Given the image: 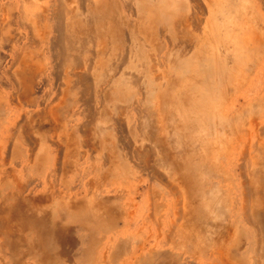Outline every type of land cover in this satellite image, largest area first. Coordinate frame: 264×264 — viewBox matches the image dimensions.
Wrapping results in <instances>:
<instances>
[{"label": "rangeland", "instance_id": "1", "mask_svg": "<svg viewBox=\"0 0 264 264\" xmlns=\"http://www.w3.org/2000/svg\"><path fill=\"white\" fill-rule=\"evenodd\" d=\"M254 4L255 14H264L260 1L254 0ZM27 18L22 22L29 23ZM252 21L254 31L264 30L259 20ZM249 23L244 26L245 35L237 33L234 43L213 33L207 40L188 37L187 44L193 40L194 50L200 51L189 68L177 62V52L186 42L174 35L168 22L155 21L145 28L142 35L147 45L162 48L157 49L158 64L153 74L148 69L138 74L142 80L156 79L157 87L146 93L145 105L138 103L135 88H129L128 94L118 93L109 104L103 120L114 126L110 140L120 149H107L97 141L92 146L87 144L82 155L57 151L61 158L67 157L64 170L51 167L41 176L32 166L14 165L21 185L32 176L43 177L44 183L27 184L29 201L24 204L7 201L15 205L12 213L1 212L0 203V264H264V37H251ZM256 40L262 44H253ZM221 46L228 47L234 56L229 71L223 68ZM202 61L213 63L212 74L204 72L207 64L202 68ZM10 62L7 58L2 61L4 75L0 79V125L6 127H0V133L6 134L13 132L7 114L12 119L17 114L10 99L15 87L7 79L11 75L6 74L12 72ZM192 70L198 71L193 81ZM161 83L163 87L158 88ZM234 84L238 87L235 92ZM193 85L210 88L211 112L208 106L192 107L186 88ZM96 104L94 100L93 111ZM61 116L63 119L65 113ZM119 118L128 121V130H124L127 139L116 127ZM94 119L91 124L89 117L85 120L76 114L61 132L73 133L71 127L87 121L93 128L100 127L102 118ZM6 134H0V191L4 188L2 180L12 182V165L3 161L10 158ZM89 136L90 142L98 139L92 133ZM155 137L157 141L152 139ZM128 143L137 144L143 153L141 160L133 159L125 149ZM56 156L54 153L48 159ZM5 188L3 193L13 190L10 185ZM40 194L47 200L41 206L33 203L34 196ZM212 196L215 202L209 198ZM218 201L223 205L222 213L215 209L216 217L209 208ZM180 208H185L189 220L181 221ZM215 224L220 229L209 235L206 228Z\"/></svg>", "mask_w": 264, "mask_h": 264}, {"label": "bare ground", "instance_id": "2", "mask_svg": "<svg viewBox=\"0 0 264 264\" xmlns=\"http://www.w3.org/2000/svg\"><path fill=\"white\" fill-rule=\"evenodd\" d=\"M57 1V0H56ZM55 1V2H56ZM61 1V0H60ZM62 1H64V0H62ZM89 1L90 0H83V5L84 4H86V2L87 3H89ZM91 1H93V0H91ZM180 1V0H179ZM196 2H197V0H195ZM198 1H200V2H202V0H198ZM250 1V2H249ZM260 1V3L262 4V6H263V9H264V0H259ZM74 2V1H73ZM178 3V1L177 0H134V4H138L137 5V7H136V9L135 10H137V14H138V16L139 17H145V15L146 16H151V18H152V16H153V12H157V13H160V12H158V10L160 11V10H162L161 8H164V14L161 12V14L162 15H165V13H166V11L167 10H169L170 8H173V6L175 5L174 3ZM195 2V3H196ZM206 2V1H205ZM204 2V3H205ZM23 3V2H22ZM21 3V4H22ZM57 3V2H56ZM62 2H60L59 4H61ZM64 3V2H63ZM127 3V2H126ZM198 3V2H197ZM224 3V5L222 6V4H218L217 6H215V9L214 8H212V9H210L208 12L210 13V17L211 18H206L205 19V21L204 22H202L203 20L201 19L200 20V18H202L203 16H201L200 14V18L198 17V15H197V13H198V11L201 9L202 10V8H204L206 5H204L203 7H202V4H200L201 5V8L198 10V8L200 7L199 5H198V7H197V5H196V8H195V25H196V29H198V30H196L195 31V39L196 40H198V41H200V40H207L208 38H209V36H208V32H209V29H213V31H211L214 35H216L217 37H219V38H222V37H226V39H227V41H229V42H227V43H230V42H233L234 43V41H236L237 39L236 38H238L237 37V33H236V29H237V32L239 33H241L242 35H241V37L243 36V35H245V31H244V26H245V28L247 27V24L249 23V30H251V32H250V36L251 37H253V36H258L257 38H260V40H262L263 39V37H264V30L262 29L261 31H254L253 29H252V25H253V21L252 20H255V23H256V20H259V22L258 23H260L261 25H264V14L263 13H259L258 15H257V13L255 14V12H256V10H255V4H254V0H238V3H237V8L236 7H233V9H231V3L232 2H227L226 3V1L225 2H223ZM249 3H251V4H253L252 6L249 4ZM24 4V3H23ZM22 4V5H23ZM58 4V3H57ZM82 4V3H81ZM199 4V3H198ZM55 5V4H54ZM63 5H65V4H63ZM63 5H58V6H60V7H62ZM23 6H25V5H23ZM56 6V5H55ZM56 7V8H53V10H52V12H54V9H57L56 11H55V13L53 14V16L54 15H58V13H60V12H58V9H60L59 7ZM85 6V5H84ZM262 6H260V7H262ZM53 7V6H52ZM65 7H67L66 5H65ZM207 7V6H206ZM216 7H218L217 8V11H216ZM23 9H24V7H22ZM85 8V7H84ZM132 8H134V7H132ZM155 8H158V10H156ZM235 8V9H234ZM2 9V8H1ZM22 9V10H23ZM26 9V8H25ZM24 9V10H25ZM41 10H42V8H40ZM39 9V10H40ZM62 9V8H61ZM60 9V10H61ZM206 9V8H205ZM29 10V9H28ZM59 10V11H60ZM64 10V9H63ZM66 10H68V9H66ZM134 10V11H135ZM201 10H200V13H201ZM4 11V10H3ZM21 11V10H20ZM213 11L214 12H217V14H215V13H213ZM1 12V11H0ZM23 12V11H22ZM25 12V11H24ZM63 13H65L64 11H62ZM67 12V11H66ZM26 13V12H25ZM135 13H136V11H135ZM207 13V12H206ZM29 14V13H28ZM48 14V13H47ZM67 13H65L64 14V16L66 15ZM68 14H70V11L68 12ZM68 14H67V16H68ZM214 14V15H213ZM0 15H3L2 13H0ZM41 15V14H40ZM83 15H84V12H83ZM30 16V15H29ZM45 16V15H44ZM64 16H62V21L64 20L63 19V17ZM90 16V15H89ZM161 16V15H160ZM184 16V15H183ZM257 16H259V18L257 17ZM3 17H4V15H3ZM21 17V16H20ZM56 17V16H55ZM60 17H61V15H60ZM80 17V16H79ZM82 17V16H81ZM35 18V17H34ZM45 18V17H44ZM65 18V17H64ZM180 18H181V16H180ZM179 18V20H181ZM204 18V17H203ZM55 19V18H54ZM60 19V18H59ZM65 19H67V18H65ZM128 19H129V17H128ZM154 19V18H153ZM185 19V18H184ZM189 19V18H188ZM2 20V19H1ZM20 20V19H19ZM22 20V19H21ZM21 20L19 21L20 23H21ZM29 20V19H28ZM44 20H46V18L44 19ZM57 21H60V20H58V18L56 19ZM56 20H54V21H56ZM5 21V20H4ZM43 21V20H42ZM56 21V22H57ZM36 22V21H35ZM180 22V21H179ZM183 22V21H182ZM62 23H64V21L62 22ZM105 23V22H104ZM181 23V22H180ZM22 24V23H21ZM24 24V23H23ZM31 24H33V25H35L34 24V22L33 23H31ZM30 24V25H31ZM55 24H58V23H55ZM59 24H60V22H59ZM235 24V25H234ZM27 25V24H26ZM29 25V26H30ZM33 25H31V27L30 28H32V29H34V27H33ZM38 25H39V23H38ZM63 25V24H62ZM232 25H233V27H232ZM255 25V24H254ZM36 26V25H35ZM65 26V25H64ZM178 26V25H177ZM1 27V26H0ZM24 27V26H23ZM27 27H28V25H27ZM92 27H93V31H94V28H95V26L94 25H92ZM117 27V26H116ZM117 28H119V34H118V31L117 32H115L114 33V35L112 36V37H110V35H108L110 38H108V43H111L112 44V41L114 40L116 43H118L117 45H116V50H114L115 48L112 46V47H109V45H108V43H106V45H105V49L104 50H101L100 51V55L98 56V59H97V57L95 56V52H94V50H93V54H94V56L96 57V58H92V60L90 59V60H82L81 62H83L82 64H83V66H81V65H78L79 66V68H81V67H83V71H84V74L82 73V72H80V74L82 73L83 74V79L81 78V76H80V74L79 75H77V77L78 76H80V78H78V80L79 79H82L83 81H81L80 80V85H81V83L83 82V84H82V88L83 89H81L82 91L80 92V97H79V99L76 101V107L75 108H73V109H75L74 110V115H78V116H81V117H85V120H86V118H90V121H92V123L91 124H93V121H96L94 118H96V119H100V118H102L101 119V125H100V127H96V128H93L92 127V125L87 121V122H85V123H83V124H80V125H78V127L77 128H75L76 127V125H75V127L73 126V127H71L70 128V130H71V132L73 131V133H69V131H66V132H62V134H64V136L63 137H69L70 138V136H71V134H77V135H81L80 137H82L84 140H83V145H84V142L86 143V144H88L87 142H86V140L87 139H89L86 135H88V133H90L91 132V129L93 130V132H94V134H95V136L98 138L96 141H98V142H100V143H104V145L107 147V149H114L115 150V148H119V146L120 145H117L114 141H113V139L112 140H110L111 138H110V133H111V130L112 129H114V126H112V125H110L105 119L103 120V118L104 117H106L107 116V113H108V109H109V104L113 101V100H115L117 97H118V93H126V94H128L127 92H129V88H135V89H137V91H138V94H139V97L140 98H138V103L140 104V106L141 105H145V104H147L148 103V98H147V92H149V93H151V92H153L155 89H152V87H154V88H156L157 87V85H156V79H154L153 81H150V80H142L141 78L142 77H140L139 76V74H138V72H143V70H145V69H148V71H149V69H153L154 68V66H156V64H155V60H153V57L152 56H150L149 54H147V53H145V51L144 50H140V47L138 46V44L137 43H135V44H128L127 43V41H126V39H125V35L122 33V29L123 28H121V27H117ZM11 29V28H10ZM24 29V28H23ZM36 29V28H35ZM91 29V28H90ZM1 30V29H0ZM8 31H9V29H7ZM25 30V29H24ZM54 30H55V26H54ZM5 31H6V29H5ZM14 31V30H13ZM103 30H101L100 29V32H102ZM7 32V31H6ZM33 32V31H32ZM55 32H56V30H55ZM61 32V31H60ZM71 32V31H70ZM95 32V31H94ZM126 32V31H125ZM210 32V33H211ZM256 32V33H255ZM9 33V32H8ZM25 33V32H24ZM30 33V32H29ZM28 33V34H29ZM104 34H105V32H103ZM1 34V33H0ZM98 34H99V31H98ZM56 35H58L57 33H56ZM69 35H70V33H69ZM74 35V34H73ZM79 35V34H78ZM128 35V34H127ZM212 35V34H211ZM34 36V35H33ZM37 36H38V34H37ZM41 36V35H40ZM43 36V35H42ZM216 36H214V37H216ZM71 37H72V35H71ZM73 37H75V36H73ZM92 37V36H91ZM91 37H90V39H91ZM216 37V38H217ZM251 37L248 39V40H250L251 39ZM38 38V37H37ZM37 38H35V36L33 37V40L34 39H37ZM60 38L61 37H56V39H55V41H54V47H55V50H56V55L58 54L57 53V51L58 50H60V49H62L63 50V52H66V51H69L68 49H66L65 47H64V44L63 43H65V42H61L60 41ZM64 39H65V37H64ZM73 39V38H72ZM72 39H71V41H72ZM95 39H97V37H95ZM129 39V38H128ZM142 39V38H141ZM30 40H31V38H30ZM29 39H28V42L30 41ZM233 40V41H232ZM260 40H256L253 44H255L256 42L257 43H260L261 42V44H262V41H260ZM37 41V40H36ZM40 41V40H39ZM83 41V40H82ZM130 41V40H129ZM33 42V41H32ZM32 42H30V43H32ZM34 42H35V40H34ZM34 42H33V45L31 44V46L33 47L34 46ZM68 42V41H67ZM76 42V41H75ZM87 42V41H86ZM85 42V43H86ZM92 42V41H91ZM182 42H184L183 40H182ZM38 43V42H37ZM52 43V42H51ZM72 43V42H71ZM76 43H83V42H76ZM75 43V44H76ZM169 43H171V42H169ZM250 43H251V41H250ZM40 44V43H39ZM80 44V46H84L85 48H86V45H87V43H86V45H81ZM94 44V43H93ZM21 45V44H20ZM95 45H97L96 43L94 44V47H95ZM5 46V45H4ZM7 46V45H6ZM28 45H26L25 44V46L24 47H27ZM65 46H67V45H65ZM118 46V47H117ZM141 46V45H140ZM262 46H264V43L262 44ZM9 47V46H8ZM68 47V46H67ZM70 47V46H69ZM68 47V48H69ZM193 47V46H192ZM1 48H3V46L1 47ZM22 48V49H21ZM77 48V47H76ZM82 48V47H81ZM85 48H83V49H85ZM88 48V47H87ZM114 48V49H113ZM146 48V47H145ZM259 48V47H258ZM20 49L21 50H23L24 51V49H23V47H20ZM239 49V48H238ZM20 50V53L22 52ZM25 50H26V48H25ZM42 50V49H41ZM71 50V49H70ZM72 50H75V48L74 49H72ZM81 50V49H80ZM92 50V49H91ZM130 50V52H131V54H127V52ZM234 50V49H233ZM19 51V50H18ZM40 51V50H39ZM181 51H182V49H181ZM195 52L193 53H190L191 55H188V56H190V59L188 60L189 61V63L187 62V66H188V64H189V66L192 64H194L195 62H196V60L200 57L199 56V54H200V51L198 52L197 50H194ZM71 52V51H70ZM69 52V53H70ZM77 52H80V53H82V52H84V50H82V51H78V48H77ZM219 52L221 53V56H223V68L224 69H227V71H229L230 70V68H231V63H232V58L234 57L233 56V53L231 52H229V48L228 47H226V46H221V47H219ZM24 53V52H23ZM72 53V52H71ZM70 53V54H71ZM25 54V53H24ZM23 54V55H24ZM53 54H54V52H53ZM66 54V53H65ZM65 54H63V55H65ZM68 55V56H73V54L72 55ZM83 54V53H82ZM181 54V53H180ZM26 55V54H25ZM34 55V54H33ZM56 55H53V56H56ZM63 55H60L61 56V58H62V61L64 60V58L62 57ZM66 55V57H68ZM78 55V54H77ZM183 57H185L184 56V54L182 53L181 54ZM19 56H21V54L19 55ZM18 55H17V57H19ZM57 56H59V55H57ZM57 56H56V58H57ZM60 56H59V58H60ZM74 56H75V54H74ZM73 56V57H74ZM183 57H181L180 56V60H178L179 61V65H182V66H184L183 65V62H180V61H183ZM75 58V57H74ZM78 58V57H77ZM77 58H75L74 60H75V62L78 60ZM20 58H18V60L16 61V63H15V67L19 70V71H22V68H26V66L25 65H23L22 63H23V61H22V59H20ZM55 59V58H54ZM67 59V58H66ZM66 59L62 62V61H60L59 60V65H60V62H62V63H65V61H66ZM194 59V60H193ZM145 60L146 61H148V65H145ZM206 60L207 61H209V58H206ZM32 61V60H31ZM30 61V62H31ZM205 62V61H202V63L200 64V65H202V68H203V65H204V63H206L207 64V70H204V72H208V73H210V74H212V68H213V63L211 62V63H208V62ZM28 61H26V63H27ZM192 62V63H191ZM61 63V64H62ZM78 64H79V61L77 62ZM12 64V63H11ZM28 64V63H27ZM57 64V63H56ZM262 64V63H261ZM58 65V64H57ZM74 65H77V64H74ZM62 66H64L65 67V65L64 64H62ZM81 66V67H80ZM210 66H211V69H210ZM57 67V66H56ZM56 67H54V68H56ZM77 68V67H76ZM182 68V67H181ZM189 68V67H188ZM12 69V68H11ZM60 69H61V67H60ZM73 69V68H72ZM184 69V68H183ZM56 70V69H55ZM69 70V69H68ZM155 70V69H154ZM153 70V71H154ZM176 70V69H175ZM31 71V70H30ZM58 71V70H57ZM156 71V70H155ZM55 72V71H54ZM63 72V71H62ZM61 72V73H62ZM69 72H71V71H69ZM78 71H76V73H77ZM203 71H201V73H202ZM4 73V72H3ZM76 73H74L75 75H76ZM192 74L191 75H193L192 77H191V81H193L194 80V78H195V75L197 74L198 75V71H194V70H192V72H191ZM8 74H10V73H8ZM60 74V73H59ZM59 74H56V76L58 75V76H60ZM73 73H72V75H74ZM200 74V73H199ZM11 75V74H10ZM55 75V74H54ZM62 75H65V74H62ZM61 75V76H62ZM160 75V74H159ZM158 75V76H159ZM11 76H13V77H7V79H9V81H10V83H11V86L14 88L15 87V93L13 92V95H10L11 96V104L12 105H14L15 106V108L17 109V114H16V116H15V118H10V116L11 115H8L7 114V116L8 117H6V121L10 124V125H12L13 126V132L11 131L10 133H8L7 132V134H6V132H4V131H2V133H0L1 135H7V138H6V140L7 139H10V141L8 140V143H9V145H7V146H9V157L10 158H7V160L6 159H3V161H4V164L6 163H8V164H10V165H12L11 166V169H12V171H11V173L12 174H10L9 176L11 177V179H12V182H10V181H8V182H10V183H8V182H6V184H5V181L4 180H2V183L4 184V188H1V190L2 191H0V203H1V205L3 206L2 208H1V212H8V213H12L13 211H14V209H15V205H13V203L12 204H8L7 203V201H9V200H11V201H16V202H19V203H21V204H24V202H27V200L29 201V198L26 196V194H25V191H26V186H28V185H30V184H32L33 183V181H38V183H39V181H40V184H41V182L42 183H44V180H43V177H38V178H35V179H33L34 177L32 176V177H30V179H29V181L25 184V185H21L18 181H17V179H16V175H15V170H14V168H12L14 165H16V164H18V163H20L21 165H23L24 167L26 166H32V167H34V168H36L37 170H38V172L40 173V176L41 175H44L45 174V171H46V169H49V168H51V167H57V168H59L60 167V169H58V170H60V171H63L64 169H63V167L65 168V164H66V161H67V157L65 158V157H63V158H61V156L63 155H61L60 156V153H58L57 151H59V152H66V147L67 146H65V141L64 142H62L61 143V145H57L56 146V150H54L53 152H56V153H58L59 154V156H58V154H56L57 156L56 157H58V158H53V160H50V159H48V157H50V156H52V155H47V153H48V151H51L52 149V147H50V144L49 143H53L54 142V140L52 141L51 140V138L49 139V141H48V139H47V141H45V139H44V133H42V132H44L46 129H44V130H41L42 128H43V125H42V123H43V121H46V120H49L48 118H50V116L52 117V115L53 116H56V114H55V112L56 113H60L62 110L64 111V110H66L65 108L68 106L67 104H65V108H64V106H63V108H62V106L59 104V106H57V108L55 109L54 108V106H52L49 102V104H41V105H39V106H37L35 109H33L32 107L31 108H27V105H29V104H32L33 102H34V100H33V98L31 97V95H32V92H30L28 89H26L27 88V77L25 76V78H24V80H20V79H15V77L14 76H16V75H11ZM60 76V77H61ZM59 77V78H60ZM77 77H76V80H77ZM246 77V76H245ZM58 78V77H57ZM58 78V80L60 81L61 79H59ZM74 78H75V76H74ZM158 78H160V77H158ZM74 81V80H73ZM248 81H250V79L248 80ZM156 82V83H155ZM9 83V84H10ZM239 83V82H238ZM28 84H30V83H28ZM78 84H79V82H78ZM78 84H76V85H78ZM163 84L164 83H161L160 84V86L158 87V88H162L163 87ZM240 84V83H239ZM246 84V83H245ZM56 85V84H55ZM54 85V86H55ZM75 85V86H76ZM247 85V84H246ZM33 86V85H32ZM63 86V85H62ZM56 87V86H55ZM97 87H98V92H96L95 93V90L97 89ZM239 87H240V85H239ZM62 88V87H61ZM61 88H58V89H61ZM73 88H74V86H73ZM34 89V88H33ZM57 89V90H58ZM69 89V88H68ZM67 89V90H68ZM187 91H188V96H189V94H190V103H191V105H192V107H204V105H206V106H208V109L211 107L210 106V102H211V95H213V94H210V88L209 87H206V88H200V87H197V86H195V85H193V86H188L187 88ZM62 90V89H61ZM61 90H58V91H61ZM235 90V89H234ZM46 92V91H45ZM70 92H75V91H68V93H66V92H64V95H71V96H73L72 95V93H70ZM47 93V92H46ZM61 93H62V91H61ZM77 94H79V92H76ZM12 94V93H11ZM36 94V93H35ZM48 94V93H47ZM93 95H95V97H96V99H94L93 98ZM152 95V94H151ZM263 95V94H262ZM63 96V95H62ZM59 98V97H58ZM147 98V99H146ZM54 99V98H53ZM67 99V100H66ZM137 99V98H136ZM1 100L3 101V99L1 98ZM48 100V99H47ZM65 100L66 101H68V102H70L69 100H71V97H68L67 96V98L65 97ZM94 100H96V106L98 105V107H97V110H92L93 108H92V102L94 101ZM41 101V100H40ZM43 101H44V97H43ZM54 101V100H53ZM58 101V100H57ZM264 101V100H263ZM35 103V105H36V103H37V101L36 102H34ZM41 103V102H40ZM44 103V102H43ZM54 104H55V102H53ZM78 103V104H77ZM95 103V102H94ZM134 103V102H133ZM1 104V103H0ZM5 104V103H4ZM53 104V105H54ZM64 104V103H63ZM7 105V104H6ZM47 105H51L50 107L49 106H47ZM1 106V105H0ZM10 107V106H9ZM70 107V106H69ZM134 107V106H133ZM136 107V106H135ZM134 107V108H135ZM118 108V107H117ZM122 108H123V106H122ZM128 108V107H127ZM141 108V107H140ZM10 109V108H9ZM68 110H69V108H67ZM121 109V108H120ZM119 109V110H120ZM8 110V109H7ZM2 111V110H1ZM126 111V110H125ZM124 111V112H125ZM135 111V110H134ZM65 112V111H64ZM64 112H62V113H64ZM121 112H122V110H121ZM209 112H211V108L209 109ZM235 112V111H234ZM6 113V112H5ZM11 113V112H10ZM132 113V112H131ZM142 113V112H141ZM2 114V113H1ZM96 114V115H95ZM122 114V113H121ZM133 114V113H132ZM131 114V115H132ZM143 114V113H142ZM194 114V113H193ZM210 114L211 113H209L208 115H206L205 116V119L207 120V117L208 116H210ZM119 115V114H118ZM123 115V114H122ZM131 115H130V117H131ZM19 116H20V118H22V120L20 119L19 120ZM96 116H98V117H96ZM112 116V115H111ZM133 116V115H132ZM57 117H59V115H57ZM56 117V119H58ZM62 117V116H61ZM65 117H66V114H65ZM139 117V116H138ZM143 117H144V115H143ZM60 118V117H59ZM114 118V117H113ZM1 119V118H0ZM5 119V118H4ZM53 120L55 119V117H53L52 118ZM52 119H51V121H52ZM204 119V120H205ZM142 120V119H141ZM1 121H5V120H1ZM5 121V122H6ZM37 121H39V123H37ZM50 121V120H49ZM48 121V122H49ZM58 121V120H57ZM61 121H63V119H61ZM81 121V120H80ZM115 121V120H114ZM35 122V123H34ZM53 122H55L56 123V120L55 121H53ZM128 122V121H127ZM127 122H126V120H124L123 118H119V120L117 121V123L116 122H114V123H116V127H118V128H120V132H121V134H122V137H124V139H127V138H129V136H128V133L126 132V131H124V130H128V126H127ZM249 122H250V120H249ZM41 123V124H40ZM45 123V122H44ZM43 123V124H44ZM47 123V122H46ZM113 123V122H112ZM138 123V122H137ZM259 123V122H258ZM4 124V123H3ZM50 124V129H51V125H53L54 123H52L51 124V122L49 123ZM135 124V123H134ZM9 125V126H10ZM34 125L36 126V127H34ZM41 125H42V127H41ZM45 125V124H44ZM55 125V124H54ZM57 125V124H56ZM7 126V125H6ZM58 126V125H57ZM56 126V127H57ZM131 126V125H130ZM129 126V127H130ZM250 126V125H249ZM0 127H1V125H0ZM46 127V125L44 126V128ZM47 127L49 128V126L47 125ZM53 128H54V126H52ZM59 127V126H58ZM115 127V128H116ZM2 128H6V127H1V130H2ZM9 128V127H8ZM117 128V129H118ZM49 129V130H50ZM56 129V128H55ZM59 129V128H58ZM6 130H8V129H6ZM48 130V129H47ZM52 130V129H51ZM57 130V129H56ZM226 130V129H225ZM261 130V129H260ZM90 131V132H89ZM118 131V130H117ZM255 131V130H254ZM46 133H47V131H45ZM61 132V131H60ZM124 132H126L127 133V136H125V133ZM49 133V132H48ZM58 133V132H57ZM230 134V133H229ZM29 135H34V137H33V139H30V136ZM15 137V139H14V137ZM85 136L87 137V139H85ZM13 137V138H12ZM17 137V138H16ZM49 137V136H48ZM56 137V136H55ZM28 138V139H27ZM32 138V137H31ZM54 138V137H53ZM11 139H12V141H11ZM14 139V140H13ZM16 139H18V140H16ZM64 139V138H63ZM132 139V138H131ZM152 139H155V141H157L158 139H157V137H155V138H152ZM235 139V138H234ZM34 140V141H33ZM130 140V139H129ZM4 141V140H3ZM2 141V142H3ZM257 141V140H256ZM55 142H58V141H55ZM121 142H123V139H122V141ZM137 142V141H136ZM18 143V144H17ZM256 143V142H255ZM129 144V145H128ZM128 144H124L125 146V149H127L128 151H129V154H131L132 156H133V159H134V157L136 158V159H138V160H141V156H142V152H140V150L138 149V147H137V144H136V146L134 147V146H132V145H130V143H128ZM131 144H133V143H131ZM245 144H247V143H245ZM4 145H5V143H4ZM22 145V146H21ZM52 145H54V144H52ZM69 145V144H68ZM248 145V144H247ZM246 145V146H247ZM88 146V145H87ZM1 147V146H0ZM63 148L64 150L63 151H61V149H59V148ZM86 147V146H85ZM90 147V146H89ZM102 147H103V145H102ZM152 147V146H151ZM92 148V147H91ZM146 148V147H145ZM145 148H143L144 149V151H145ZM120 149V148H119ZM154 149V148H153ZM5 150H7V149H5ZM5 150H4V152H5ZM8 151V150H7ZM142 151V150H141ZM84 152V151H83ZM93 152V151H92ZM95 152V151H94ZM125 152H126V150H125ZM146 152V151H145ZM7 154V153H6ZM5 154V155H6ZM126 154V153H125ZM147 155V154H146ZM132 156H130V157H132ZM8 157V156H7ZM70 158V157H69ZM149 158V157H148ZM245 158H246V156H245ZM9 159V160H8ZM83 159V158H82ZM112 159V158H111ZM132 159V158H131ZM132 159V160H133ZM143 160V159H142ZM145 160H147V159H145ZM153 160V159H152ZM243 160V159H242ZM249 160V159H248ZM8 161V162H7ZM159 161H162L161 159H159ZM113 162V161H112ZM146 162V161H145ZM144 162V163H145ZM226 162V161H225ZM70 163V162H69ZM138 163H140V162H138ZM153 163V162H152ZM112 165V164H111ZM59 166V167H58ZM138 166V165H137ZM141 166V165H140ZM146 166H147V164H146ZM144 168V167H143ZM155 169V168H154ZM153 169V170H154ZM53 170V169H52ZM58 170H56L57 172H58ZM151 170V169H150ZM55 171V172H56ZM143 171V170H142ZM154 171H156V170H154ZM10 172V171H9ZM8 172V173H9ZM6 173V172H5ZM154 173V172H153ZM58 174V173H57ZM5 175V174H4ZM154 175V174H153ZM107 176H108V174H107ZM92 178V177H91ZM155 178V177H154ZM48 179V178H47ZM106 181V180H105ZM171 183V182H170ZM28 184V185H27ZM172 184V183H171ZM8 185H10L11 187H13L12 189L13 190H11V191H9V192H6V193H3V191H5V186H8ZM55 185H57L56 184V182H55ZM51 186V185H50ZM49 186V187H50ZM90 186V185H89ZM174 186V185H173ZM249 186V185H248ZM14 187H15V189H14ZM16 187H18L17 189H16ZM31 187V186H30ZM56 187V186H55ZM127 187V186H126ZM32 188V187H31ZM48 190V189H47ZM127 190V189H126ZM172 190V189H171ZM28 191V190H27ZM40 193V192H39ZM244 193V192H243ZM258 193V192H257ZM35 194V193H34ZM42 194V193H41ZM39 195V196H34V199H33V203H39V205L41 204V203H44L45 201H47L46 200V196H44V195ZM60 194V193H59ZM174 194V193H173ZM248 194V193H247ZM246 194V195H247ZM31 195H32V193H31ZM49 195V194H48ZM32 197V196H31ZM49 197V196H48ZM28 198V199H27ZM210 199H212V200H214V202H215V198H213V196H212V198L211 197H209ZM236 199V198H235ZM246 199V198H245ZM31 200V202H32V199H30ZM213 202V203H214ZM238 202V201H237ZM248 202V201H247ZM235 203V202H234ZM216 205L215 206H210V208L209 209H212L213 211H215V216L217 217L218 215L216 214V210L215 209H217V212H220L219 211V209L221 210V213H222V201H218V202H216L215 203ZM241 205V204H240ZM243 205V204H242ZM21 206V205H20ZM25 206V205H24ZM41 206V205H40ZM244 206V205H243ZM43 207V206H42ZM182 207V206H181ZM25 208V207H24ZM22 209H23V207H22ZM43 209V208H42ZM25 210V209H24ZM16 211V210H15ZM19 211V210H18ZM246 211V210H245ZM256 211V210H255ZM264 211V210H263ZM19 212H21V211H19ZM258 212V211H257ZM256 212V213H257ZM261 212V211H260ZM39 213V212H38ZM40 213H41V211H40ZM26 214V213H25ZM249 213H247V215H248ZM27 215V214H26ZM246 215V216H247ZM262 215H263V213H262ZM36 216V215H35ZM214 216V217H215ZM250 216V215H249ZM178 217L181 219V221L182 220H186V219H188V217H187V213H186V210H185V208H180V210H178ZM251 217V216H250ZM5 218V217H4ZM201 218V217H200ZM199 218V219H200ZM193 219L194 220H198V217H193ZM248 219V218H247ZM189 220V219H188ZM187 220V221H188ZM13 221H14V219H13ZM253 221H254V219H253ZM234 222V221H233ZM249 222V221H248ZM9 223V222H8ZM11 223H12V221H11ZM250 224V223H249ZM216 225V224H215ZM12 226V225H11ZM173 226H174V224H173ZM5 227H7V226H5ZM9 227V226H8ZM7 227V228H8ZM211 226H208L206 229V231H207V233L209 234L210 232H212V231H214L215 232V230L217 229H220V226L217 224L216 225V227H211ZM228 227V226H227ZM4 228V227H3ZM229 228V227H228ZM11 231V230H10ZM257 231V230H256ZM8 232V231H7ZM12 232V231H11ZM4 233H6V232H4ZM175 233V232H174ZM217 233V232H216ZM219 233V232H218ZM211 234V233H210ZM209 234V235H210ZM217 235V234H216ZM215 235V236H216ZM4 236H5V234H4ZM216 238V237H215ZM223 239V238H222ZM260 239V238H259ZM220 240V239H219ZM219 242V241H218ZM1 243V242H0ZM258 243V242H257ZM260 244V243H259ZM257 245V244H256ZM258 247V245L256 246V248ZM220 251V250H219ZM226 264V263H225Z\"/></svg>", "mask_w": 264, "mask_h": 264}, {"label": "crops", "instance_id": "3", "mask_svg": "<svg viewBox=\"0 0 264 264\" xmlns=\"http://www.w3.org/2000/svg\"><path fill=\"white\" fill-rule=\"evenodd\" d=\"M3 1H6V2L0 3V11H1L0 13H2L4 15V17H3V15H0V26H1L0 27V29H1L0 30V33H1L0 34V79L2 81V76L4 75V73H3L4 70H2V67H1L2 61L7 58L8 61L11 60V62H10V68H12L11 75H16L14 77H17L20 80H24V78L26 76L27 77V88L26 89H28L30 92H32L31 97L32 98L34 97L33 98L34 102L37 101L36 105L33 102L32 104L27 105V108L32 107L33 109H35L37 106H39L41 104L44 105L45 103L46 104L50 103L52 106H54L55 109L57 108V106H59V104L61 106L63 105L64 108H65V104L68 105L65 108L66 110H64L65 112L63 110L60 113L55 112L56 116L52 115V117L50 116V118H48L50 121L49 120L43 121V123L45 122L44 124L46 125V127L44 128L45 125L42 123L43 128L41 130L46 129L45 131H47V133L45 131L42 132V133H44L43 135H44L45 141H47V139L49 141L50 138L52 141L54 140V142L52 143L54 145L49 143L50 147H52L51 148L52 150L48 151L47 155H54V153H56V152H53V151L56 150V146L61 145V143L65 141V146H67L65 149L66 152L65 151L61 152V154L65 153L64 155H76V156L82 155V153H83L82 151H83L84 147L87 145L85 142L83 145L84 139L82 137H80L81 135H77V134H71L70 138L69 137L68 138L63 137L64 134H62V132H60V131L62 129L65 130V128L67 126L66 122L71 121V118L74 116L73 113H74L75 109H73V108L76 107V101L79 99V97L81 95L80 94V92L82 91L81 89H83L82 88L83 82L80 85V80L83 81L82 79H83V74H84L83 67H81V66H83V64H82L83 62H81L82 60H90V59L92 60V58L94 59L96 57L98 59V56L100 55L99 54L100 51L104 50L106 43H108V38L112 37L114 35V33L117 31L119 34V28H117V27H121V28H123L122 33L125 35L126 41L128 40L127 43L128 44L137 43L138 46L140 47V50H144L145 53H147L153 57V60H155V64L157 66V64H158L157 49L162 48V46H158L157 49H155L151 45H147L146 37L142 35V32L145 28H147V27L150 28V24H152L155 21L160 22V23H167L168 22V24L170 26H172V30L174 32V35H180L179 40L181 42L183 40L185 43L186 41L189 40L188 37H191L193 40H196L195 34H194L195 31L198 30V29H196V25H195L196 23L194 22L195 21L194 20L195 14H196L195 13L196 5H197V7H198V5L200 6L198 8V10L201 8L200 4H202V7L204 5L207 6V7L205 6L204 8H202V10L200 9L201 13H200V10L197 13L199 18L201 16L204 17V18L203 17L200 18V20L202 19L203 20L202 22H204L206 18H208V17L211 18L209 16L210 13L208 11L212 8L215 9V6H217L218 4H222V6H223L224 5L223 2H225V1H226V3L232 2L231 3L232 4L231 9H233V7L237 8V3H238V0H220V1L202 0V2L197 0V2L199 4L195 0H180V1L177 0L178 3L177 2L174 3L175 5L173 6V8H170L169 10H167L165 15L161 14V12L164 14V8H161L162 10H160V11L158 10V8H155L160 13L153 12V16L151 18V16H146V15H145V17H139L138 16L137 10H135L138 4H134V0H93V1L90 0L89 3L86 2V4H84L85 6L83 5V0H64V1H62V0L61 1L60 0H57V1L56 0H3ZM40 1H43V2H40ZM60 2H62V3L59 4ZM21 3L25 6H23ZM63 4H65L67 7H65V5H63ZM58 5H63V6L60 7ZM57 6L60 9L61 8L62 9L61 10L58 9V12H60V13H58V15L56 14L53 16V14L55 13V11L57 9H54V12H52V10H53V8H56ZM22 7H24V9L25 8L26 9L24 10ZM132 7H134V8H132ZM40 8H42V10ZM66 9H68V10H66ZM134 10L136 11V13ZM62 11H64L67 14L70 11V14H68V16H67V14L64 16L65 13H63ZM216 11H217V7H216ZM83 12H84V15H83ZM213 13L216 14V12H214V11H213ZM60 15H61V17H60ZM62 16L67 18V19H65L63 17L64 23H62L63 22L61 19ZM180 16L182 19L180 18ZM44 17L46 18V20H44L45 19ZM128 17H129V19H128ZM23 18L31 19V21L29 23H27L28 27H27L26 23L23 24V22H22L24 20ZM57 18L60 21H57L56 20ZM179 18L181 20H179ZM19 19L20 20L22 19L21 20L22 24L19 22L20 21ZM54 20H56L57 22ZM33 22H34V24L36 23L35 24L36 26L31 24ZM59 22H60V24H59ZM38 23H39V25H38ZM55 23H58V24H55ZM30 24L33 25L34 29L30 28L31 27ZM92 25L95 26V28H94L95 32L93 31ZM54 26H55L56 32L54 30ZM20 28L22 30H19ZM5 29L7 32L5 31ZM7 29H9V31ZM100 29L103 31L100 32ZM98 31H99V34H98ZM103 32H105V34ZM56 33L58 35H56ZM69 33H70V35H69ZM236 33H238L237 29H236ZM37 34H38V36H37ZM211 34H212V32L210 33V29H209L208 36ZM33 35L35 36V38L38 37L37 39H34L35 42L33 40V37H34ZM71 35H72V37H71ZM108 35H110V37ZM57 36L61 37L60 41L62 40L61 41L62 43L65 42V43H63L64 47L69 50V51L63 52V50H62L63 48H62V49L57 51V53H58L57 55H59V56L66 53L65 55L62 56L64 58V60L67 58L65 63H62L64 60L62 61L61 56L59 58V56L56 55V50H55V47L53 46L54 45L53 43H54ZM73 36H75V37H73ZM64 37H65V39H64ZM90 37H91V39H90ZM95 37H97V39H95ZM30 38H31V40H30ZM28 39L30 40L29 42H28ZM71 39H72V41H71ZM225 39H226V37H225ZM32 41L34 42L33 47L31 46V44L33 45ZM75 41L76 42L77 41L83 42V43L82 44L76 43ZM192 41H189L188 44L186 42L185 48H183L182 51L180 50L177 52V54H179L178 60L181 59L180 56L183 57L181 55L182 53L185 56V57H183L184 58L183 61H180V62H183L184 67H189V64L187 66V62L189 63L188 60L190 59V56H188V55H191L190 53L195 52L194 46L191 45ZM196 41H198V40H196ZM30 42H32V43H30ZM85 42L87 43V45ZM93 43L94 44L96 43L97 45H95V47H94ZM25 44L28 46L24 47ZM80 44L86 45V48L84 46H80ZM115 44L117 45L118 43H116L114 40L112 41V44L108 43L109 47L113 46L115 48V49L114 48L113 49L116 50ZM65 45H67L68 47L70 46V47L68 48ZM2 46H3V48H1ZM16 47H18L19 51H18V49L16 51V49H15ZM20 47H23L24 51L21 50L22 48L20 49ZM76 47L78 48V51L84 50V52H82L83 54L80 52H77ZM25 48H26V50H25ZM74 48H75V50H72ZM83 48H85V49H83ZM4 49H7V53H5ZM20 50L22 51L21 53H20ZM93 50L95 53L93 52ZM150 50H151V53H150ZM53 52H54V54H53ZM93 53L95 54L96 57L94 56ZM166 53L167 52H164V54H166ZM20 54H21V56H19ZM67 54L68 55L73 54V56L75 54L74 57L75 58L78 57L77 58L78 60L75 62V60H74L75 58L73 56L70 57ZM127 54L128 55L131 54L130 50L127 52ZM17 55L19 57H17ZM53 55H56L57 58H56V56H53ZM66 55L68 57H66ZM18 58L22 59V61H23L22 64L26 66V68H22V71H19L15 67V63L18 60ZM59 60L62 61V62H60V65L58 63ZM26 61H28L27 62L28 64L26 63ZM78 61H79V64L77 63ZM177 62L179 64V61H177ZM61 63L64 64L65 67L62 66ZM74 64H77V65H74ZM78 65H81L80 66L81 68H79ZM54 67H56V68H54ZM60 67H61V69H60ZM154 68H155V66H154ZM69 71H71V72H69ZM76 71H78V72L76 73ZM79 71L82 72L83 74L82 73L80 74ZM148 72L150 75L153 74L152 69H149ZM59 73L61 75L62 74H65V75L61 76ZM72 73L73 74L76 73V75L75 74L72 75ZM6 74L10 75V74H8V72ZM56 74H59L61 77L58 75L56 76ZM79 74H80L82 79L78 80V78H80V76L77 77V75H79ZM74 76H75V78H74ZM11 77H13V76H11ZM57 77L58 78L60 77L59 79H61V80L59 81ZM76 77H77V80H76ZM78 82H79V84H78ZM28 83H30V84H28ZM239 83L241 84L242 81H240ZM76 84H78V85H76ZM239 85H238V87H239ZM73 86H74V88H73ZM238 87L236 84H234L232 87V91L235 92ZM58 88H61L62 90L58 89ZM57 89L61 90L62 93H61V91H58ZM68 91H75V92H70V93H72L73 96L64 95V92L68 93ZM76 92H79V94H77ZM67 96L71 97V100H69L70 102L66 101L67 99L65 100V97L67 98ZM43 97H44V101H43ZM53 102H55V104ZM51 105H47V106L50 107ZM63 106H62V108H63ZM205 106L206 105H204V107ZM67 108H69V110ZM62 112H64L66 114V117L65 116L63 117V121H61ZM57 115H59L60 118L57 117ZM53 117H55L54 120L52 119ZM56 117L58 119H56ZM51 119H52V121H51ZM55 120H56V123L53 122ZM50 122H51V124L52 123L55 124V125L54 124L51 125L52 130L50 129V124H49ZM37 123H39V121H37ZM42 125H41V127H42ZM47 125L49 126V128L47 127ZM36 126L34 125V127H36ZM52 126H54V128ZM91 133L94 134L92 129H91V132L88 133V135H86V136L88 138H90L89 135H91ZM86 136H85V139H87ZM55 141H58V142H55ZM86 142L89 145L91 144V146H92L97 141L94 140L93 142H90L89 139H87ZM59 149H61V151L64 150L63 148H59ZM32 169L34 170V168H32ZM65 175H66V173H64V177H65ZM33 183H34V181H33ZM65 185H66V182H65Z\"/></svg>", "mask_w": 264, "mask_h": 264}]
</instances>
